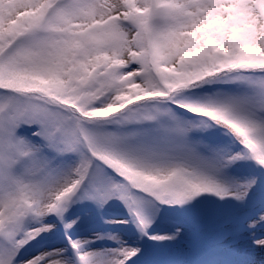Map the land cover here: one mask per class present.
Masks as SVG:
<instances>
[{"label": "snow or ice", "instance_id": "1", "mask_svg": "<svg viewBox=\"0 0 264 264\" xmlns=\"http://www.w3.org/2000/svg\"><path fill=\"white\" fill-rule=\"evenodd\" d=\"M0 264H264V0H0Z\"/></svg>", "mask_w": 264, "mask_h": 264}, {"label": "rangeland", "instance_id": "2", "mask_svg": "<svg viewBox=\"0 0 264 264\" xmlns=\"http://www.w3.org/2000/svg\"><path fill=\"white\" fill-rule=\"evenodd\" d=\"M257 259H259V257H257Z\"/></svg>", "mask_w": 264, "mask_h": 264}]
</instances>
